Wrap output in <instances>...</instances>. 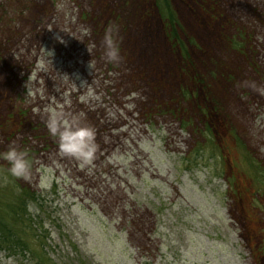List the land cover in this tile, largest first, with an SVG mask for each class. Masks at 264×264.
Masks as SVG:
<instances>
[{
  "label": "rangeland",
  "instance_id": "rangeland-1",
  "mask_svg": "<svg viewBox=\"0 0 264 264\" xmlns=\"http://www.w3.org/2000/svg\"><path fill=\"white\" fill-rule=\"evenodd\" d=\"M57 2L0 0V152L31 164L0 157L3 217L34 194L20 230L50 264H264V0H168L172 35L157 0ZM50 111L94 130L90 161Z\"/></svg>",
  "mask_w": 264,
  "mask_h": 264
},
{
  "label": "clouds",
  "instance_id": "clouds-1",
  "mask_svg": "<svg viewBox=\"0 0 264 264\" xmlns=\"http://www.w3.org/2000/svg\"><path fill=\"white\" fill-rule=\"evenodd\" d=\"M56 7L58 11H62L65 7L64 0H58ZM58 38L63 40L59 35ZM119 40L118 25L109 24L102 40L104 58L108 63L119 64L122 59ZM89 51L91 52L90 48ZM89 69L94 71L92 60L89 62ZM84 83L86 80L81 81V84ZM31 96L32 90L27 84L26 98ZM46 126L49 133L57 138L61 155L72 156L85 162L91 160L95 150L94 130L91 127L80 124L75 118L65 119L61 113L55 111L49 112ZM0 157L10 165L8 171L13 177L29 180L31 164L25 150L10 144L6 151L0 152ZM28 208L30 212L33 210L31 204ZM0 264H16V258L0 251Z\"/></svg>",
  "mask_w": 264,
  "mask_h": 264
},
{
  "label": "trees",
  "instance_id": "trees-1",
  "mask_svg": "<svg viewBox=\"0 0 264 264\" xmlns=\"http://www.w3.org/2000/svg\"><path fill=\"white\" fill-rule=\"evenodd\" d=\"M157 6L160 16L172 35V32L177 28V22L168 0H157ZM173 38H176V36L174 35ZM1 176H3V178L7 177V175L3 174H1ZM25 194L26 193L18 197L19 200L17 199L15 201L18 202L17 204L9 206L10 211L9 214L7 213V217H3L0 212V249L12 251L14 254L17 251H20L22 254H26L27 252L31 255H35V257L38 258L39 264H50L49 259L45 257L42 259V257L38 255L39 253L34 250L33 241L29 239L25 231L20 230L21 225H24L23 228L27 227L25 216L27 215V207L30 200H37L34 194Z\"/></svg>",
  "mask_w": 264,
  "mask_h": 264
}]
</instances>
